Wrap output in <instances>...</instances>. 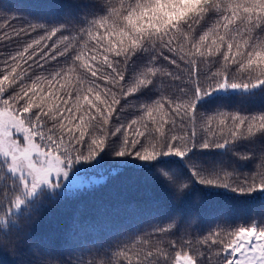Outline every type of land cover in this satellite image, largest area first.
Here are the masks:
<instances>
[{"label": "snow or ice", "instance_id": "1", "mask_svg": "<svg viewBox=\"0 0 264 264\" xmlns=\"http://www.w3.org/2000/svg\"><path fill=\"white\" fill-rule=\"evenodd\" d=\"M102 6L103 14L86 21L77 39L75 29L46 27L0 4V208L7 203L10 209L0 221V251L16 256L27 245L34 264H133V255L136 264H168L167 249L179 243L191 249L187 264H206L204 246L215 253L212 264H264V219L256 218L242 227L217 224L198 240L178 236L173 219L106 249L99 260L82 254L68 259L78 248L65 253L32 237L33 216L45 200L59 197L61 185L52 177L66 178L76 164L102 152L156 164L177 198L190 181L161 163L172 157L184 162L196 183L238 195L264 192V148L252 156L234 151L241 142L264 141V107L247 114L197 110L199 101L219 92L264 97V0H199L178 14L170 10L180 6L169 0H102ZM164 61L177 69L188 65V83L193 75L196 83L186 87ZM202 64L216 68L203 80ZM69 72L76 80L65 91L61 81ZM159 76L181 82L171 85L176 94L165 95ZM145 89L158 98L132 99ZM126 109H135L136 119L124 122ZM154 112L162 114L159 123L153 118L142 131L132 128ZM214 121L221 130L230 122L229 134L210 138L197 131H211ZM209 148L259 163L237 176L235 168L204 167L189 157Z\"/></svg>", "mask_w": 264, "mask_h": 264}, {"label": "trees", "instance_id": "2", "mask_svg": "<svg viewBox=\"0 0 264 264\" xmlns=\"http://www.w3.org/2000/svg\"><path fill=\"white\" fill-rule=\"evenodd\" d=\"M169 2L180 6L170 10L178 14L199 0ZM0 4H5L19 17L46 27L65 26L69 30L75 29L71 31V35L77 39L80 28L87 26L86 21L102 15L104 11L102 0H0ZM55 39L57 38L53 37V40ZM143 62L144 57H140L138 63ZM163 63L169 70L178 71L184 77L186 87L196 83L194 75L191 85L188 83L189 74L186 70L188 65H184L183 69H177L175 65H169L166 61ZM180 63L183 64V61ZM210 68L216 71L212 65H200L201 80ZM75 80L74 73L69 72L65 76L61 81L65 84V91L71 90ZM158 80L163 81L165 95L176 94V89L171 85L181 83L166 76H159ZM44 86L47 87L46 84ZM55 87L59 88V84ZM157 95L154 91L145 89L132 99L145 103L158 98ZM217 107L247 114L264 107V97L249 99L236 93L219 92L197 103V110L206 114ZM161 115L154 112L153 117L145 116L144 121H139L132 128L142 131L144 122L154 118L159 123ZM136 117L135 109H126L121 114L124 122H130ZM115 119L113 117L114 121ZM221 127L218 126V121H214L211 131L201 129L199 126L197 131L204 132L210 138L213 136L219 138L221 135L229 134L231 123L229 122L228 127L222 130ZM56 131L59 135V129ZM261 148H264V141H257L254 144L241 142L234 147V151L248 152L252 156L253 153L259 154ZM189 157L204 167L219 166L226 170L235 168L237 176L249 175L255 171L256 164L259 163L254 159L240 160L232 151L215 148L194 149ZM161 163L175 169L180 178L190 181L179 198L157 172L156 164L151 162L121 159L102 152L94 161L76 164L72 170L79 169L85 174L104 175V180L89 187L64 190L59 193L57 199L45 200L43 206L33 216V223L29 225L32 228V237L44 246L65 253L78 248L66 256L68 259L82 254L86 260L92 258L99 260L103 258L106 249H115L117 243L123 247L131 238L142 237L146 232H150L154 225H166L173 219H178L176 234L187 236L190 240L201 239L217 224L242 227L252 222L253 218L257 221L264 219V192L238 195L226 189L204 186L191 178L188 168L180 159L172 157ZM7 183L10 184L11 181L8 180ZM0 187H3L2 183ZM9 211V205L4 203L0 208V221L6 218ZM203 251L206 264H212L215 253L207 246L203 247ZM167 252L168 264H174L177 255L186 254L191 257V249L179 243L169 247ZM132 260L133 264H136L134 255ZM0 264H34V257L29 247L25 245L18 250L16 256L0 251Z\"/></svg>", "mask_w": 264, "mask_h": 264}, {"label": "rangeland", "instance_id": "3", "mask_svg": "<svg viewBox=\"0 0 264 264\" xmlns=\"http://www.w3.org/2000/svg\"><path fill=\"white\" fill-rule=\"evenodd\" d=\"M104 178H105L104 175L85 174L84 172H80L79 169L78 170L70 169L69 176L66 178L52 177L54 181H58L59 184L61 185V187L56 190L58 193H61L64 190L89 187L91 185L102 182ZM188 259L189 257L186 254L177 255L175 257L174 264H187Z\"/></svg>", "mask_w": 264, "mask_h": 264}]
</instances>
